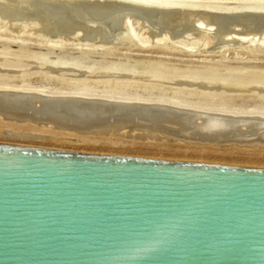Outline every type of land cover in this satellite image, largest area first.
Masks as SVG:
<instances>
[{
	"label": "rangeland",
	"instance_id": "374dc122",
	"mask_svg": "<svg viewBox=\"0 0 264 264\" xmlns=\"http://www.w3.org/2000/svg\"><path fill=\"white\" fill-rule=\"evenodd\" d=\"M113 1L0 0V87L44 94L79 88L264 113V49L251 51L264 46V0H179L189 5L187 12H149ZM1 112L4 143L264 168L259 144L87 136L56 121Z\"/></svg>",
	"mask_w": 264,
	"mask_h": 264
},
{
	"label": "water",
	"instance_id": "95a60500",
	"mask_svg": "<svg viewBox=\"0 0 264 264\" xmlns=\"http://www.w3.org/2000/svg\"><path fill=\"white\" fill-rule=\"evenodd\" d=\"M0 264H264V168L0 142Z\"/></svg>",
	"mask_w": 264,
	"mask_h": 264
},
{
	"label": "bare ground",
	"instance_id": "6f19581e",
	"mask_svg": "<svg viewBox=\"0 0 264 264\" xmlns=\"http://www.w3.org/2000/svg\"><path fill=\"white\" fill-rule=\"evenodd\" d=\"M120 1L126 4L124 6L130 5L149 12L165 9L175 10V12L190 10L188 4L179 0H114L113 2L120 3ZM105 3L104 7L107 5ZM111 6L108 8L107 5L106 9H111ZM262 12L264 13V10ZM127 36L130 40H134L129 33H127ZM263 49V45L251 46L253 52H259ZM11 110H16L20 114H28L35 119L56 121L60 126H65L79 135L101 137L125 135L132 138L150 139L171 137L177 140L194 137L220 139L236 136L237 140L242 143L264 146V113L262 112L207 109L189 103L94 95L87 94L79 88L75 91L44 94L42 90L0 87V112L6 113ZM217 114H228L234 117ZM109 118L113 121H107ZM256 118L263 119L255 121ZM78 124H84V126ZM75 129H87L90 132H76ZM134 129L141 131L143 134L135 133ZM15 131L17 132V130ZM25 135L26 138L33 137L30 134ZM6 136L15 137L16 135L7 133Z\"/></svg>",
	"mask_w": 264,
	"mask_h": 264
}]
</instances>
